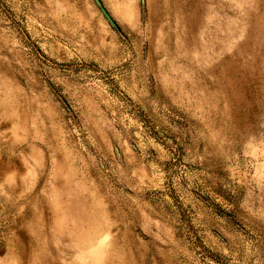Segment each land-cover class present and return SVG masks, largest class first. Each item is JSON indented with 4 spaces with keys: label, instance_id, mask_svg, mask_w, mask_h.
<instances>
[{
    "label": "rangeland",
    "instance_id": "374dc122",
    "mask_svg": "<svg viewBox=\"0 0 264 264\" xmlns=\"http://www.w3.org/2000/svg\"><path fill=\"white\" fill-rule=\"evenodd\" d=\"M0 264H264V0H0Z\"/></svg>",
    "mask_w": 264,
    "mask_h": 264
},
{
    "label": "water",
    "instance_id": "95a60500",
    "mask_svg": "<svg viewBox=\"0 0 264 264\" xmlns=\"http://www.w3.org/2000/svg\"><path fill=\"white\" fill-rule=\"evenodd\" d=\"M96 1H98V0H96ZM104 13H105V15L108 17V19H109L110 21H112V19H111L110 16L106 13V11H104Z\"/></svg>",
    "mask_w": 264,
    "mask_h": 264
}]
</instances>
